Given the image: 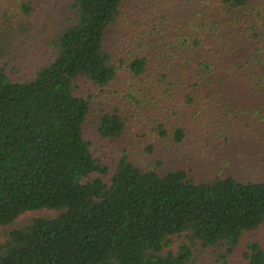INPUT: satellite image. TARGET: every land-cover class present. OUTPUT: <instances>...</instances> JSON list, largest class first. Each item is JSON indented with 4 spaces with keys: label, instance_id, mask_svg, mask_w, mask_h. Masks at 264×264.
I'll return each instance as SVG.
<instances>
[{
    "label": "trees",
    "instance_id": "obj_1",
    "mask_svg": "<svg viewBox=\"0 0 264 264\" xmlns=\"http://www.w3.org/2000/svg\"><path fill=\"white\" fill-rule=\"evenodd\" d=\"M56 1L53 38L33 32V0L0 12V264H189L198 247L232 254L264 224V175L144 169L123 152L102 158L89 136L113 142L126 114L142 110L174 145L237 136L234 156L244 137L260 152L264 0H200L197 20L170 24L141 0L138 34L118 58L106 36L126 0ZM121 98L123 111L109 103ZM242 253L264 264L260 240L248 238Z\"/></svg>",
    "mask_w": 264,
    "mask_h": 264
},
{
    "label": "rangeland",
    "instance_id": "obj_2",
    "mask_svg": "<svg viewBox=\"0 0 264 264\" xmlns=\"http://www.w3.org/2000/svg\"><path fill=\"white\" fill-rule=\"evenodd\" d=\"M21 0H0V12L15 11L20 9L18 2ZM37 3L33 18L39 19L38 25H34L33 32L40 35V37L47 36L53 38L56 35V24L50 20L51 7H56L58 1L56 0H33ZM141 0H126L123 4V13L119 16L115 27H112L106 36V45L112 49L114 56L117 58L123 56L132 42L136 34L137 25L133 27V22L138 16L144 13L139 9V2ZM147 1L146 10L151 15H154L158 10L156 16L162 15L165 17V24L172 22L185 23L189 18L190 22L195 19L196 7L199 6L200 0H143ZM158 5L157 7H154ZM200 7V6H199ZM12 12V11H11ZM40 22V23H39ZM55 25V26H54ZM185 25V24H184ZM55 28V29H54ZM136 34V35H135ZM133 40V41H132ZM35 39H31L30 47L36 45ZM46 50L45 44L42 45ZM110 104L124 108L126 101L121 98L114 99ZM103 104V96L95 99L94 105L100 108ZM123 111V109H121ZM142 119V122L141 121ZM126 129L120 138L113 142H105L94 136L92 141H97V152L101 157L108 159L111 152H123L132 162L141 168L147 169L151 166H156L160 170L166 169L171 165H179L186 167L190 174L196 179H203L214 175H220L231 172L238 178L253 179L260 178L264 175V146L260 152L252 149L251 144L246 143L245 149L240 151L239 155L234 156L233 153L241 148L237 144L242 145V138L229 137L226 141L221 137H204L199 138L194 135H189L177 145L172 142L160 138L156 132L153 123H150L149 112L138 110L133 113L126 114ZM93 129V117H89L85 124L86 133ZM93 132V131H92ZM151 147L150 152L147 151ZM118 154V153H117ZM115 158V157H114ZM113 159V158H111ZM114 161V159H113ZM44 211H42L43 213ZM33 214L31 211L25 212L18 220L30 217ZM3 238L0 232V239ZM248 238L260 240L264 244V224L250 234H245L242 239L240 247L236 248L232 254L226 258H222V249L219 247L207 248L198 247L193 252V259L189 264H246V260L242 253L244 242ZM181 239L177 238L174 245H177ZM225 261V263H224Z\"/></svg>",
    "mask_w": 264,
    "mask_h": 264
}]
</instances>
